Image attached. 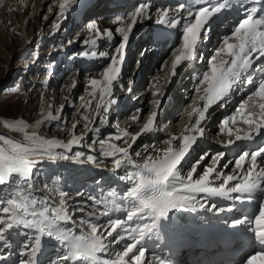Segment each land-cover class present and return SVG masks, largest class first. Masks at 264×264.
Listing matches in <instances>:
<instances>
[{
    "label": "snow or ice",
    "instance_id": "obj_1",
    "mask_svg": "<svg viewBox=\"0 0 264 264\" xmlns=\"http://www.w3.org/2000/svg\"><path fill=\"white\" fill-rule=\"evenodd\" d=\"M69 2L70 0H64V3L59 5L61 14L65 12ZM251 2L255 6L245 9V17L233 26L230 36L223 39L222 46L218 47L214 55L208 59L207 70L203 72L202 78L197 81L194 89L195 93L202 91L203 94L199 99L203 103L202 106H194L189 113L190 116L195 115L196 119L185 129V134L180 137L173 136L165 141L169 147L162 150V154L148 156L142 164L131 158L129 149L108 142L112 138L121 140L128 137V131L121 134L110 133L108 140L99 141L103 156L115 158L117 154H120V158L113 160L117 169L124 166L125 161L128 167L135 169V171H127L125 176L121 177L130 185L122 196V199L131 205L130 210H124L126 219L112 218L113 209L107 207L109 201L90 196L88 199L92 201L91 211H86L87 201L83 202V207L74 210L85 213L80 217L77 225L68 211L65 202L68 194L65 191L59 190L58 205L53 204L47 197H38L33 194L40 190L37 180L41 172L37 165L42 163L45 157L52 161L57 158L69 159L65 153L71 152L73 146H81L85 139L83 135H73L65 144L59 139H48L36 133L29 134L26 131L28 125L23 121H17L9 126L17 128L24 134V142L0 135V186H7L5 190L9 192L7 198L0 197V205H3L0 207V242L7 247L5 234L15 227H24L34 233L30 236L31 243H25L23 246L28 251L22 253L24 258L21 259L20 264H39L38 256L42 252L45 238L56 241L64 249L63 256L57 259L67 261L69 264H128V260H131L132 264H146L143 259L146 255L144 241L157 228L159 219L166 217L170 211L181 208H190L195 211L196 204H199L200 209L224 212V208H217L215 204L209 206L207 202H200L197 199L198 194H205L208 197H226L236 202L254 198L256 195L262 197L258 212L251 219L250 228L260 248L247 256L245 264H264V167H260L258 162V157L264 154V141L261 142L262 146L251 152L244 151L235 160V169L243 172L242 176L223 175L217 171L216 167H206L203 175L194 179L193 174L197 171L194 165L187 177L183 178L178 167L182 165L198 138L203 136L204 128L200 126L202 122L207 123L210 118V109L220 102H227L230 94L241 83L245 85L256 83L257 86L251 91L247 102L241 103L235 109L236 115L222 121L223 126L220 131L227 132L229 136L235 135V141L253 142L257 137L264 136L262 131L264 130V65L256 64L257 61L264 60V0H251ZM243 3L244 0H192L191 4L179 3L174 14H170L168 9L160 13L156 20L157 24L165 25L170 29L179 26L181 29L179 46L172 52L174 57L171 64L172 77H175L177 70L186 63L197 60L203 62V56L201 54L198 57L197 50L200 43L210 39V20L223 10ZM200 4L205 6L197 7ZM150 12L151 6L148 0H141L126 14V17H117L112 20L113 24L122 25L115 29L116 33L122 35V40L114 48V54L111 56L107 52L99 53L100 58L108 59L109 62L102 69V79L91 78L88 81V86L91 88L88 94L90 99L82 105L86 111L91 112L93 101L99 93L95 112L100 122H103L101 110L108 112L111 105L118 103V100L113 98V89L122 76L127 46L137 25L146 18H151ZM258 12L261 13L260 16L256 15ZM86 27L89 31H94L97 36L101 35L96 22H89ZM103 35L110 40L114 38L111 29H105ZM84 43L87 44L88 41ZM83 55L87 56V53ZM91 55L95 57L97 52L94 51ZM254 64H256L255 68ZM253 72L258 73V76L254 78ZM75 86L76 81H73V88ZM120 87L123 88V84H120ZM128 91L130 92L131 88H128ZM152 95L157 96L161 93L153 92ZM79 99L83 101L85 97L81 96ZM152 103L155 106L154 110L151 111L140 132L131 135L133 142L153 129L162 101L157 99ZM136 111L142 112L143 109H136ZM50 118L57 119L56 116H50ZM82 119L86 121L83 127L87 131H99L95 122L90 121L88 116H83ZM132 119L137 120L139 117L133 116ZM230 122L233 125L237 123L246 125L247 131L241 135L242 129L236 128L234 132L229 127ZM89 123L93 124L92 128H89ZM77 127V123L71 125L73 132ZM176 139L180 141L178 149L171 146L172 141ZM232 143L234 142L230 140L229 144ZM56 149L64 151L57 152ZM83 155L82 152L74 153L77 158ZM224 155L219 153L213 156L214 165ZM94 159L92 155L87 156L88 161ZM200 159L203 160L204 157ZM246 163L247 167H245ZM221 177L223 182L218 187L213 186L215 180ZM233 181L235 183L228 187L229 182ZM43 188L48 189L49 185L44 184ZM231 194L237 195L233 197ZM109 195L115 196L116 193L110 192ZM101 206L104 210L98 212L97 209ZM102 216L108 219L101 222ZM145 219H150L152 223H136L135 227L129 226V222ZM246 220L245 217L243 220L232 221V226ZM65 223H72L76 225V228L61 227ZM114 233H116L115 239L108 241V237H112ZM125 233L127 235H124ZM122 240L128 242L115 253L114 259L105 256L109 251V244H119ZM4 258L0 257V259ZM157 264H169V261L158 258Z\"/></svg>",
    "mask_w": 264,
    "mask_h": 264
},
{
    "label": "rangeland",
    "instance_id": "obj_2",
    "mask_svg": "<svg viewBox=\"0 0 264 264\" xmlns=\"http://www.w3.org/2000/svg\"><path fill=\"white\" fill-rule=\"evenodd\" d=\"M24 10L25 4H21V0H0V126L8 130L17 131V128L10 127L9 125L17 121H23L28 125L26 131L29 134L36 133L45 138L59 139L61 141H68L73 135H83L85 139L82 141V144L88 148L95 147L98 150V154L102 155L99 141L102 139L108 140L110 133L121 134L120 130L124 126L119 127L116 123L111 124L116 120V117L108 119L109 112H103V110L101 111L103 122H100L95 112V103L98 99L93 101L91 112L86 111L82 107L85 102L84 100H80L79 97L86 95L89 81L86 79V72L84 69V71L76 73L73 68L66 69L58 74L59 71L54 72V68H50L53 63H55L54 65L56 66H61V64L64 65L62 62H64L65 57H70L71 53L69 52L74 50V46H76L77 42H80L82 34L85 32V29H83L84 24L77 26L73 23V19L77 17L76 13L75 15L72 13V15H70L71 18L69 16L67 19H63L60 18V16L49 15L48 8L46 9V7H44L39 16L40 22L37 24L38 27L36 28L38 34L33 36L29 45H27L28 40L24 39L21 31L23 20L21 13H23ZM102 18L104 17L102 16ZM24 46H27L25 50L23 48ZM165 49L154 53L151 58L153 62L158 60L161 61ZM83 50L86 51V49ZM100 67L103 68V65L101 66L100 63H98L96 66L92 67L91 70L93 72H98ZM97 76L98 77L95 76L96 79L102 77L100 71ZM73 81H76V86L74 88ZM88 99H90V97H88ZM62 106L63 110L61 111ZM182 107L183 105H180L174 111L173 122L177 123L178 119L181 118ZM145 111L143 110L141 113L146 116L147 113ZM50 116H56L57 119L52 120ZM83 116H88L90 121L95 122V126L99 127V135L96 136L83 127L86 123V121L82 119ZM128 117H126L127 120H129ZM73 123L78 124L75 132H73L71 128ZM92 127L93 124L89 123V128ZM101 130L105 131L102 132ZM4 136L10 137L8 135ZM130 137L131 132H129V136L123 140H115L112 138L108 140V142L122 147V145L126 143L125 140L127 141ZM20 141L24 142L22 140ZM93 141L96 142L93 143ZM150 142L152 141H149V143ZM139 150L140 146H136L130 154L132 159H137L136 153L139 152ZM55 151L63 152L64 150L56 149ZM65 154L68 155L69 159L57 158L52 161L45 157L43 162L37 165L41 172L39 176V186L43 194H41V197L51 195L50 197H56L59 200V190L62 189L68 194L65 198V202L72 203V212L77 215L76 218L79 222L80 217L85 215V213L74 210L78 207H83V202L87 201L85 197L86 194L90 196L94 190H92L90 185L87 184L82 177L77 179V183L73 188L68 184V182H72L69 180L72 177L70 174L71 171L67 168L60 169L61 167H58L59 163L66 162L67 160L71 163V156L68 152ZM100 155L98 156L104 158ZM195 157H192L187 163V170L190 169ZM199 157L200 155L196 160ZM205 160L210 162V158ZM95 161L97 162L83 163L90 164L86 169L82 166L85 169V173L89 168L94 174L98 173V171L107 173L110 170L111 165L109 161ZM207 161L205 162L206 164L208 163ZM199 163H201V161ZM201 167L199 168L197 165L198 169L196 173L193 174L194 176L200 171ZM203 172L204 168L199 176L203 175ZM199 176L196 177L199 178ZM44 184H48L49 188L44 189ZM87 186L89 188L88 190ZM84 191L85 195L79 197ZM0 197L7 198L5 189L0 188ZM87 205L88 208L86 211H91L92 205L90 203H87ZM2 206L3 205H0V207ZM97 210H99V208ZM10 234L13 237H15V235L17 237L20 235L21 237L15 242V247H18L17 245L19 244L17 243L21 242L20 245H23L29 240V235H27L28 233L26 234V230L23 227H15L10 231ZM114 234L116 235V233ZM0 244H2V242H0Z\"/></svg>",
    "mask_w": 264,
    "mask_h": 264
},
{
    "label": "bare ground",
    "instance_id": "obj_3",
    "mask_svg": "<svg viewBox=\"0 0 264 264\" xmlns=\"http://www.w3.org/2000/svg\"><path fill=\"white\" fill-rule=\"evenodd\" d=\"M117 1L118 0H70L69 4L67 5L65 12L63 14H61L59 11V5L61 3H64V0H21V4H23V3L25 4V10L23 13H21V15L23 16L22 29H21V31L23 33V37H24V39L28 40L27 45H29L31 38L38 34L36 28L38 27L37 24L40 22L39 16H40L41 11L43 10L44 7H46V9L48 8V11H49L48 14L49 15L52 14V16H58V17L60 16V18H63V19H67L70 15H72V13H74L73 15H75V13H76L77 14L76 16L80 15L81 18L79 19V21H76V19H73V23L77 26H79L80 24H82V25L84 24L83 29H85V32L82 34V38L80 39V42L79 43L77 42L76 46H74V50L69 52V53H71L70 57L67 56V54H66L67 57H65L64 62H62V63H64V65L61 64V66H58V65L56 66V65H54L55 63H53V64H51L50 68H52V69L54 68V72L59 71L58 74L60 72L65 71L66 69H72V68L75 69V73L85 70L86 79L90 80L91 78H96V77H98L97 75H98L99 71L102 75V69L103 68L100 67L98 72L97 71L93 72L91 70L92 67L96 66L98 63H100L101 66L103 65V67H105L109 62L108 59L100 58L99 53L100 52H107L109 54V56H111L114 53L113 52L114 49L109 48V45L111 44L109 42L110 39L106 35H103L105 29H111L113 31L114 37H115L116 27L122 26V25L113 24L112 20L114 18H117V17H126V14L129 13L131 10H133L132 6L134 4H132L130 2L125 6L117 5L116 7H113V8L108 7V6L113 5L114 2L116 3ZM113 12H114V14H112ZM118 12L122 13V14L118 16ZM103 15H106V16H104V18H102ZM70 18H71V16H70ZM81 19H83V20L81 21ZM89 22H96L98 24L100 31H101L100 36H97L94 31H89L87 29L86 25ZM118 35H120L122 37V35L120 33L117 34L116 36H118ZM83 40L88 41V43L85 44ZM92 41H96V43H92ZM132 46H137L136 48H138V49H141V48L143 49L144 46H148L150 51L146 52L147 54L145 53V55H144V57H147V59H146L147 61H146V63L143 64L142 68L140 69L141 70V78L144 79L145 78L144 77L145 72L147 70H150V72L148 73L149 77L151 78V81L149 83L150 91L160 93L162 88L166 84V82H165L166 77L165 76L169 72L170 63L174 59L172 52L175 50L176 47H174V45H172L170 47H166V49H165V47L162 48V49H165V51L162 54L161 61L157 65V64L152 63L153 59H151V58L153 57L155 52H159L162 49L159 51H154L150 47V45L148 44V39H142V40L139 39L134 44H132ZM132 46L130 48H132ZM23 48L25 50L27 48V46H24ZM83 49H86V51ZM94 51L97 52V56H95V57H93L91 55V53ZM85 52L87 53V56L83 55V53H85ZM8 53H9V51H8ZM128 56L130 57L129 58V60H130L131 59L130 54ZM161 64H163V68H161ZM125 73L126 72H122V74H124L123 77L120 78L117 81V83L114 85V89H113L114 94L116 92V91H114L115 88H120V84H123L126 82L124 80V77L126 76L127 73L126 74ZM188 73H189V70L183 69V72L180 73V76L178 78H176L175 84L179 83L180 86L178 85L179 88L176 89L175 84H174L173 87L171 88L170 93H169V96L171 95V99H167L166 102L164 103L163 107L160 106L161 110H159L160 112H159L157 119L154 123L153 129L150 132L141 135L135 142H133L131 140V137H130L127 140V142L122 145V148L129 149V154L132 153V151L136 148V146H140L139 152L136 153L137 159H135V160L133 159L135 162L142 164L148 156H150V155L156 156L157 154H162V150L169 147V145L167 143H165V141L170 140L173 136L180 137L183 134H185V129L187 127V122H188L189 107H190V104L194 101V98L191 95V93L193 92V90L191 89V85H190L191 81H190V79H185L186 76L188 75ZM77 76H80V75H77ZM100 79H102V77ZM166 89H167V87H164L163 91H165ZM139 90H137V91H139ZM90 91H91V88L88 86V88L86 90V95L84 96L86 100L89 97L88 94ZM137 91L136 92L134 91V94L137 95ZM116 95H118L117 92H116ZM167 95H168V92H167L166 96ZM122 96L126 97L124 95H122ZM157 96H153L152 93H150V95L148 97L146 95L145 100L142 102V104L135 103V101L133 103H126V102L121 100L117 104H115V106H114V107H118V109L121 112L120 111L119 112L111 111L108 119L109 118L113 119L116 117V120L114 122H112L111 124L116 123L119 125L120 124L119 118L121 117V115H118V114H121V113L125 114L126 113V117L129 116L128 117L129 120L124 125V127L120 130V133H123L124 131H128V132H131V135H135L138 132H140L141 128L143 127V124L147 122L148 118L146 120H145V118L148 117L150 115V113L148 115L146 114V116H145V114L143 115L141 112H137L135 110L137 113L135 116L138 115L139 119L133 120L131 118L134 116L133 115L134 110L132 108L143 109L145 111L148 108L147 99L148 98L149 99L154 98ZM96 99L99 100V93H97ZM98 100H97V102H98ZM84 102H85V100H84ZM180 105H183V107L181 109V112H182L181 118H179L178 122L175 123V122H173L174 111ZM110 107H113V106L111 105ZM212 121L209 124V127H211L209 131L213 130V132H215L216 128H215V126H213L214 123ZM104 131H102V132H104ZM91 132L94 133V135H96V136L99 135V131L98 132L97 131H91ZM1 134L8 135L10 137L24 141V134L18 130L12 131V130L5 129L4 127L0 126V135ZM228 136L229 135L227 132H221L220 138L217 139L218 141L214 142L212 144V147H210V148H213V151L212 152L210 151L211 153L209 152V154L206 155L207 157L203 156L204 160L200 159L202 157V155H201L195 161L194 165L197 164L200 168L202 166L203 162L206 161L205 159L210 158V163L205 165L204 169L206 167H216L217 171L219 173H222L223 175H230V174L241 175L242 172L235 169V159H232L230 162V165L228 167H226L225 169L222 167V165L217 166L216 164L214 165V163H213V156H215L219 153H225L226 150L224 147H222L220 145V143L224 145V143L227 142L226 139ZM125 138H123V139H125ZM123 139H121V140H123ZM68 141H63V142L66 144ZM149 141H152V142L149 143ZM129 145H131V148H129ZM179 145H180L179 139L172 141L171 146L174 149H178ZM76 152H82L84 155L77 158L74 156V153H76ZM68 153L72 158L70 160L71 163L69 162V160H67L66 162H61L58 164V167H61L60 169L67 168L69 171H71L70 174L72 175V177L69 180L72 182L71 183L68 182V184H70L73 188L75 186V184L77 183V179L82 177L83 179H85L84 181L90 185L92 190H94L93 191L94 195H90V196L101 198L103 200L109 201L107 207L113 209L112 218L120 217V218L126 219L124 210L125 209L130 210L131 205L129 204L128 201L123 200L122 196L124 193L127 192L130 185L127 181L122 180L121 177L125 176L127 171H135V169L128 167L126 161L124 163V166L117 169L114 165L113 160L115 158H120V154H117V156L115 158L106 157V156L98 154V150L95 147L94 148L93 147L88 148L87 146L83 145L82 143H81V146H73L71 152H68ZM138 153H139V155H137ZM89 155L94 156L95 159L93 161H88L87 156H89ZM98 155H100L104 158H101ZM95 160H107V161H109V163L111 165L110 170L107 173L102 172V171H98V173L94 174L91 172V170L89 168L88 170H86V173H85L86 167L90 164H88V163L83 164V163H86V162L95 163V162H97ZM187 160H188V158H185V160L182 162V165L178 166V167H180L181 175L183 178L187 177V174L190 172L191 168L194 166V165H192V167L190 169H188V172H186L185 167L187 166V163H186ZM200 161H201V163H199ZM232 161H233V163H232ZM82 166L85 167V169ZM94 167H97V166H94ZM196 168H197V166H196ZM193 177H194V179H198L194 175H193ZM222 182H223V178L216 179L214 186H219ZM234 182L235 181L229 182V184H233ZM37 183L39 184V178L37 180ZM95 186H97V187H95ZM103 186H105V187H103ZM0 188L6 189L7 186H0ZM104 189L105 190L107 189V191L104 192ZM110 192H114V193H116V195L111 196V195H109ZM6 193H8V195H9L8 191H6ZM33 194L38 196V197H41L42 192H41V190H39V191L34 192ZM84 195H85V191L79 197H83ZM50 196L46 195L45 197H47L53 204L58 205L59 200L56 197H50ZM90 196H87V194H86L85 197H86L87 203H90L92 205V201L90 199H88V197H90ZM197 199H198V195H197ZM199 201L201 202V200H199ZM66 205L68 207L69 213L72 214V219L74 221H76V223L78 225L79 222H78V219L76 218L77 215L72 212L73 211V209L71 208L72 203L66 202ZM198 205L199 204H196V206H198ZM101 208H102L101 211H103L104 207L103 206L99 207V210ZM99 210H97V211L99 212ZM107 219H108V217H103V216L100 218L101 222H103ZM62 225L63 226H69V228H71V227H73L74 229L76 228V225H73L72 223H65ZM24 229H26V228H24ZM10 231H8L5 234L7 237L8 246L0 249L3 251V254L0 257H5L4 259H0V264L2 262L4 264H7L9 262L11 264H13V263H15V261L17 262V260H19V259L21 261V259L24 258V257L19 258L20 257L19 253L15 254L16 249L14 250V247H15V242L17 241L15 239H17V238H16V235H15V237H13L11 235L12 232L10 234ZM30 231L31 230L29 229L28 232H30ZM124 235H127V233H125ZM115 237H116V235L113 234L112 237H109L110 239L108 238V241L114 240ZM127 242L128 241L122 240L119 244H115V243L109 244L108 253L115 255V253L119 252L123 248L124 244ZM43 244H44V240H43ZM58 247H59V245L56 248H58ZM50 254H52V253H50ZM143 259L146 260L147 262L149 261L148 264H153V260L151 257L145 255V257ZM59 263L60 264H67V261H65V262L59 261ZM40 264H43V263H40ZM50 264H53V262H51Z\"/></svg>",
    "mask_w": 264,
    "mask_h": 264
}]
</instances>
